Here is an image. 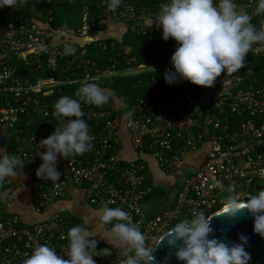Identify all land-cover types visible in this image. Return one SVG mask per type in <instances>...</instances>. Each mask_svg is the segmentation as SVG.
Returning <instances> with one entry per match:
<instances>
[{
	"label": "built area",
	"instance_id": "2783aa9c",
	"mask_svg": "<svg viewBox=\"0 0 264 264\" xmlns=\"http://www.w3.org/2000/svg\"><path fill=\"white\" fill-rule=\"evenodd\" d=\"M165 2L155 0L149 7L124 4L111 11L103 1L97 20L88 19L85 8L77 29L51 26L50 17L40 22L41 15H25L20 8H0V128L6 132L2 149L23 163L16 177L0 184V264H22L38 243L47 242L57 255L66 252L68 230L84 223L53 210L67 199L69 187L81 191L96 210L122 207L138 224L146 244L154 247L179 219L190 218L193 208L211 215L223 207L233 186L244 199L264 184V48L247 53L245 69L231 76L221 73L212 87L187 81L166 84L164 73L171 69L175 42L162 40L155 22L148 23ZM252 21L262 25L264 16H253ZM108 22H119L124 33L164 46L163 60L137 63L130 48H117L120 39H92ZM40 45L46 50L40 51ZM67 46L75 49L73 54H64ZM105 51L109 55L99 59ZM251 59L261 66L260 72H254ZM119 65L123 68L117 69ZM118 76L135 77L143 96L128 105L123 95L107 89L111 96L105 105L82 103L83 119L94 137L90 149L68 158L58 155L57 182L37 177L38 154L43 151L37 145L59 126L53 115L58 98H76L75 91L90 78L106 89ZM144 156L165 175L188 171L173 203L150 214L141 208L152 193ZM26 202L29 205L20 209ZM27 213L34 218L28 220ZM93 259L96 264H118L120 258Z\"/></svg>",
	"mask_w": 264,
	"mask_h": 264
},
{
	"label": "clouds",
	"instance_id": "9594fccd",
	"mask_svg": "<svg viewBox=\"0 0 264 264\" xmlns=\"http://www.w3.org/2000/svg\"><path fill=\"white\" fill-rule=\"evenodd\" d=\"M121 3L122 0H107V8L115 11ZM28 4L29 0H0V8L19 9ZM249 7L251 12L246 10ZM253 16H264V0H255L254 6L248 4L246 7L235 0H167L163 3L148 23L151 26L155 22L162 40L175 42L169 61L171 69L164 73L165 83L187 81L209 88L221 73L224 77L231 76L244 68L246 54L264 48V26L254 24ZM39 50L46 49L40 45ZM74 51L73 47L67 46L64 54L70 55ZM110 96L109 90L96 83L95 78H90L75 91L76 98L68 95L58 98L53 115L59 126L37 145L43 149L38 154L41 163L35 172L37 177L57 182L61 176L57 170L58 155L68 158L90 149L94 137L89 132L88 122L83 119L82 103L100 107ZM126 115L131 117L132 113ZM65 118L69 119L63 123ZM22 166L19 157L0 148V184L16 177ZM233 188L224 197L219 215L233 218L246 211L253 216V231L264 236V188L247 194L244 199H239ZM93 219L95 227L90 228ZM211 219L204 209L193 208L190 218L179 219L163 234L160 242L175 248V257L183 264H248L250 254L245 249L248 237L240 235L239 243L231 246L219 238L210 239L213 232ZM90 221L68 230L63 255H57L47 242L38 243L22 264H96L93 257L110 255L107 247L97 250V236L111 249L119 250L118 264H153L154 247L146 244L138 224L122 207H102Z\"/></svg>",
	"mask_w": 264,
	"mask_h": 264
},
{
	"label": "trees",
	"instance_id": "16d2710c",
	"mask_svg": "<svg viewBox=\"0 0 264 264\" xmlns=\"http://www.w3.org/2000/svg\"><path fill=\"white\" fill-rule=\"evenodd\" d=\"M38 1L39 0H29V4L20 7V10L25 15H33L34 17L41 15L42 18L40 22L46 23V19L50 17L51 21L49 25L66 26L72 29L81 27L85 8L89 9L87 18L97 20V17L101 13L102 2L104 1L107 3V0H44L40 5L37 4ZM154 1L155 0H122L121 6L124 4H141L149 7ZM3 11H7V9L4 8ZM252 22L256 25H264L255 21ZM116 45L118 49H122V47L130 48L131 55L137 59V63H142L144 59L150 61L149 64L161 62L163 60L162 55L166 51V48L162 45L158 46L144 37L128 33H124L122 39ZM108 55L109 51L101 52L99 59ZM249 61L251 62V67L254 72H260L261 66L256 64V60L251 59ZM245 67L241 69H245ZM116 68L121 69L123 66L119 65ZM106 87V89L114 92L117 96L123 95L128 105L134 103L138 97H142L144 94L143 90L136 88V79L132 76L115 77Z\"/></svg>",
	"mask_w": 264,
	"mask_h": 264
},
{
	"label": "crops",
	"instance_id": "0c3cea01",
	"mask_svg": "<svg viewBox=\"0 0 264 264\" xmlns=\"http://www.w3.org/2000/svg\"><path fill=\"white\" fill-rule=\"evenodd\" d=\"M112 23L115 22H108L104 30L101 31L103 33L92 36V39L110 38L114 40H121L124 35V27L122 25L114 26ZM126 148L128 149V152H130L129 145H126ZM130 155L133 156V154ZM144 159L147 164L146 180L152 185V193L141 203V208L144 212L150 214L165 209L173 203L176 192L179 189L183 178L188 174V171H181L174 175H165L158 169V166L150 157L144 156ZM24 205L25 206L22 208V204H20V209H24L29 204L26 202ZM53 210L67 212L83 222L90 221L98 212V210L92 208L86 203L81 191L74 187L68 188L67 199L57 203L53 207ZM26 211L30 212L29 208H27ZM21 213H24V211ZM27 215L30 216L28 217V220H32L34 218L33 214L31 215L30 213H27ZM89 227H95V219L90 221ZM95 239L98 241L97 250L107 247L110 249V255H116V258H120L119 250L111 249V246L99 236L95 237Z\"/></svg>",
	"mask_w": 264,
	"mask_h": 264
},
{
	"label": "water",
	"instance_id": "95a60500",
	"mask_svg": "<svg viewBox=\"0 0 264 264\" xmlns=\"http://www.w3.org/2000/svg\"><path fill=\"white\" fill-rule=\"evenodd\" d=\"M6 132L0 128V148L5 145ZM264 187H256L261 190ZM245 211V210H242ZM253 216L246 213L233 218L222 214L211 221L213 232L209 238H219L230 246L239 243V236L248 237L245 245L246 251L250 254L248 264H264V236L253 231ZM155 244L152 255L155 257L153 264H183V261L175 257V248H170L164 241ZM167 258V259H165Z\"/></svg>",
	"mask_w": 264,
	"mask_h": 264
},
{
	"label": "rangeland",
	"instance_id": "374dc122",
	"mask_svg": "<svg viewBox=\"0 0 264 264\" xmlns=\"http://www.w3.org/2000/svg\"><path fill=\"white\" fill-rule=\"evenodd\" d=\"M114 26H120L121 25V23H119V22H115V23H112ZM257 26H260V25H257ZM264 26V25H263ZM103 32H96V33H94L93 35H91V36H96V35H100V34H102ZM142 63H144V64H149L150 63V61H148V60H146V59H144L143 61H142ZM168 178V177H167ZM110 247V246H109ZM116 255H108L107 257H109V258H116L115 257Z\"/></svg>",
	"mask_w": 264,
	"mask_h": 264
},
{
	"label": "bare ground",
	"instance_id": "6f19581e",
	"mask_svg": "<svg viewBox=\"0 0 264 264\" xmlns=\"http://www.w3.org/2000/svg\"><path fill=\"white\" fill-rule=\"evenodd\" d=\"M222 210H223V207L220 209V211L218 210V211H216L217 213H213V214H211V216H212V219H211V221L212 220H214L215 218H217V217H219L220 215V212H222Z\"/></svg>",
	"mask_w": 264,
	"mask_h": 264
},
{
	"label": "flooded vegetation",
	"instance_id": "af4514ba",
	"mask_svg": "<svg viewBox=\"0 0 264 264\" xmlns=\"http://www.w3.org/2000/svg\"><path fill=\"white\" fill-rule=\"evenodd\" d=\"M259 187H264V184L263 185H261V186H259ZM220 211V210H219ZM215 213H217V212H215Z\"/></svg>",
	"mask_w": 264,
	"mask_h": 264
}]
</instances>
